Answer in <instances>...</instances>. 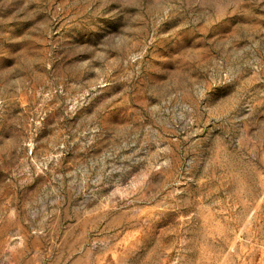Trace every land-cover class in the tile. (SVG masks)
<instances>
[{
  "label": "rangeland",
  "instance_id": "374dc122",
  "mask_svg": "<svg viewBox=\"0 0 264 264\" xmlns=\"http://www.w3.org/2000/svg\"><path fill=\"white\" fill-rule=\"evenodd\" d=\"M0 264H264V0H0Z\"/></svg>",
  "mask_w": 264,
  "mask_h": 264
}]
</instances>
